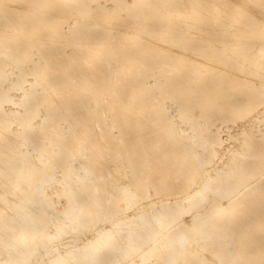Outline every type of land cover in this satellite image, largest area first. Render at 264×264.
<instances>
[{"label":"bare ground","instance_id":"bare-ground-1","mask_svg":"<svg viewBox=\"0 0 264 264\" xmlns=\"http://www.w3.org/2000/svg\"><path fill=\"white\" fill-rule=\"evenodd\" d=\"M0 264H264V0H0Z\"/></svg>","mask_w":264,"mask_h":264}]
</instances>
